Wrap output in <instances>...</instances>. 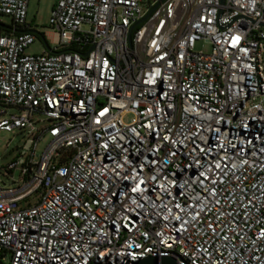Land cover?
<instances>
[{"label":"built area","instance_id":"1","mask_svg":"<svg viewBox=\"0 0 264 264\" xmlns=\"http://www.w3.org/2000/svg\"><path fill=\"white\" fill-rule=\"evenodd\" d=\"M28 2L0 0V132L33 141L0 264H264V0H58L33 55Z\"/></svg>","mask_w":264,"mask_h":264},{"label":"rangeland","instance_id":"2","mask_svg":"<svg viewBox=\"0 0 264 264\" xmlns=\"http://www.w3.org/2000/svg\"><path fill=\"white\" fill-rule=\"evenodd\" d=\"M58 0H29L27 10V22L32 25L35 31L42 36L45 43L54 48L55 36L50 27L51 12ZM148 1V0H143ZM0 23L3 25H10L8 17L0 16ZM46 50L43 40L39 37L35 42L26 50L27 54H41ZM211 47L204 42H197L194 51L209 54ZM126 122H132L133 116H127ZM29 129L13 131L10 133L0 132V185L4 183L6 186H11L13 183L18 182L20 179L19 167L23 165L25 157L33 151V141L28 137ZM48 140L45 138L36 146L35 153L41 154L44 147L47 145ZM13 160L18 161L17 169L8 172L4 176L3 169ZM34 200V198H33Z\"/></svg>","mask_w":264,"mask_h":264},{"label":"water","instance_id":"3","mask_svg":"<svg viewBox=\"0 0 264 264\" xmlns=\"http://www.w3.org/2000/svg\"><path fill=\"white\" fill-rule=\"evenodd\" d=\"M221 2H223L224 0H220ZM153 10L149 11L146 16L144 18H142L139 22H137L130 30H129V34H128V42L131 43V33L134 30V28L136 26H138L139 24H141L142 22H144L146 19L149 18V16L151 15ZM43 40V38H42ZM49 50V48H47ZM133 264H176V262L170 258H152V257H148V258H144L141 260H138L136 262H134Z\"/></svg>","mask_w":264,"mask_h":264},{"label":"trees","instance_id":"4","mask_svg":"<svg viewBox=\"0 0 264 264\" xmlns=\"http://www.w3.org/2000/svg\"><path fill=\"white\" fill-rule=\"evenodd\" d=\"M6 29L11 30V27L5 26L2 23H0V34L8 33Z\"/></svg>","mask_w":264,"mask_h":264}]
</instances>
